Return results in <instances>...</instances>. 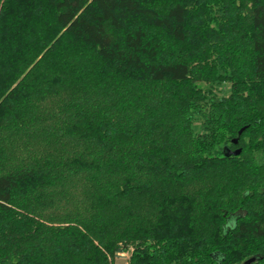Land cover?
<instances>
[{"label": "trees", "instance_id": "1", "mask_svg": "<svg viewBox=\"0 0 264 264\" xmlns=\"http://www.w3.org/2000/svg\"><path fill=\"white\" fill-rule=\"evenodd\" d=\"M131 246L264 264V0H0V264Z\"/></svg>", "mask_w": 264, "mask_h": 264}, {"label": "rangeland", "instance_id": "2", "mask_svg": "<svg viewBox=\"0 0 264 264\" xmlns=\"http://www.w3.org/2000/svg\"><path fill=\"white\" fill-rule=\"evenodd\" d=\"M230 92V86L229 85H225L224 86V93L228 94ZM21 141H25V137L21 139ZM26 144V142H24ZM34 145H37V143H34ZM23 146H27L23 145ZM33 146V145H31ZM134 248L131 246L125 250H123L122 253H120L115 259H114V264H129L130 258L132 256V252H133Z\"/></svg>", "mask_w": 264, "mask_h": 264}, {"label": "water", "instance_id": "3", "mask_svg": "<svg viewBox=\"0 0 264 264\" xmlns=\"http://www.w3.org/2000/svg\"><path fill=\"white\" fill-rule=\"evenodd\" d=\"M243 130H244V128L239 131V134H241L243 132ZM234 143H238V140L235 139L234 140ZM240 152H241V149L240 148L239 149H236L235 151H233V153L235 155L240 154ZM254 260H255V258L253 257V258L249 259L246 264H251Z\"/></svg>", "mask_w": 264, "mask_h": 264}]
</instances>
